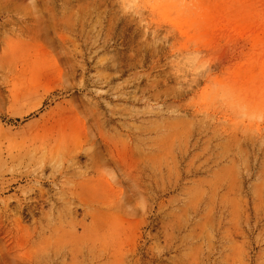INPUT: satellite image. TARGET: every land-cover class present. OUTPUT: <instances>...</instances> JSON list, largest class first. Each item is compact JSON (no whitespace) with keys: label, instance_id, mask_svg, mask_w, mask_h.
Wrapping results in <instances>:
<instances>
[{"label":"rangeland","instance_id":"rangeland-1","mask_svg":"<svg viewBox=\"0 0 264 264\" xmlns=\"http://www.w3.org/2000/svg\"><path fill=\"white\" fill-rule=\"evenodd\" d=\"M0 264H264V0H0Z\"/></svg>","mask_w":264,"mask_h":264}]
</instances>
